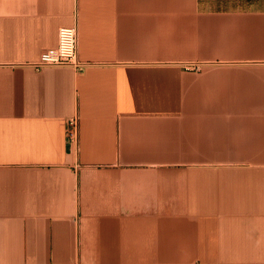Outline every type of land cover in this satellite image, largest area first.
I'll use <instances>...</instances> for the list:
<instances>
[{
    "label": "crops",
    "instance_id": "1",
    "mask_svg": "<svg viewBox=\"0 0 264 264\" xmlns=\"http://www.w3.org/2000/svg\"><path fill=\"white\" fill-rule=\"evenodd\" d=\"M0 264H264V0H0Z\"/></svg>",
    "mask_w": 264,
    "mask_h": 264
},
{
    "label": "built area",
    "instance_id": "2",
    "mask_svg": "<svg viewBox=\"0 0 264 264\" xmlns=\"http://www.w3.org/2000/svg\"><path fill=\"white\" fill-rule=\"evenodd\" d=\"M78 27L77 24L63 26L58 32V42L55 47L47 48L40 53L37 60L29 64L35 69L46 66L69 65L81 68L84 62L78 58ZM66 138L69 144L78 142L79 138V117L70 116L67 120Z\"/></svg>",
    "mask_w": 264,
    "mask_h": 264
}]
</instances>
